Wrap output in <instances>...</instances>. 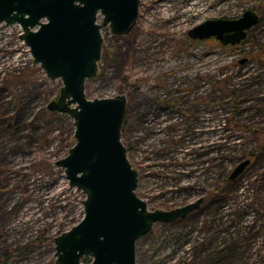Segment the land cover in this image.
Returning <instances> with one entry per match:
<instances>
[{"label": "rangeland", "instance_id": "1", "mask_svg": "<svg viewBox=\"0 0 264 264\" xmlns=\"http://www.w3.org/2000/svg\"><path fill=\"white\" fill-rule=\"evenodd\" d=\"M249 9L260 21L239 44L188 34ZM21 33L18 23L0 24V87L19 69L33 75L27 89L14 84L0 98V264H56L55 237L82 220L86 195L57 165L76 143L74 119L39 114L63 82L34 63ZM102 35L86 95H126L121 136L138 196L152 211L204 199L186 218L155 223L137 241L136 263L264 264V0H141L130 33L104 26ZM20 93L31 100L25 112L7 103ZM19 111L26 128L11 137L2 117Z\"/></svg>", "mask_w": 264, "mask_h": 264}, {"label": "water", "instance_id": "2", "mask_svg": "<svg viewBox=\"0 0 264 264\" xmlns=\"http://www.w3.org/2000/svg\"><path fill=\"white\" fill-rule=\"evenodd\" d=\"M141 0H0V24L18 23L35 64L48 78H60V96L49 111L74 119L76 143L57 161L69 184L86 195L84 217L55 237L56 264H137V241L157 222L186 218L203 198L171 210H150L137 194L138 172L127 154L121 130L126 95L89 99L86 82L94 78L102 58V28L126 35L135 27ZM102 16V23L99 17ZM260 21L252 9L239 18L208 19L188 31L194 39L216 37L236 45ZM241 161L229 179L250 165Z\"/></svg>", "mask_w": 264, "mask_h": 264}, {"label": "trees", "instance_id": "3", "mask_svg": "<svg viewBox=\"0 0 264 264\" xmlns=\"http://www.w3.org/2000/svg\"><path fill=\"white\" fill-rule=\"evenodd\" d=\"M33 65H35L33 62H32ZM40 68V67H39ZM32 70V69H30ZM30 70H26L24 68L22 69H19L18 70V73L17 74H9L10 75V79H7L6 81V85L4 87H0V98H2L4 96L3 94V91H6L5 88L7 87H10V86H13L14 84H18V85H21L22 87L21 88H28V81L31 77H33V75L30 74ZM46 99V98H45ZM2 99H0L1 101ZM4 101V100H3ZM31 100L28 99L27 96H25L23 93H20L18 95H15V97H13L11 100H9L7 103L8 105H11V103H17V108H19L20 110L22 111H27L28 109H30L32 107V104L30 102ZM48 103V100L46 99L45 100V104L41 105L40 106V109H39V114L41 113H47V105ZM2 104V103H1ZM17 110V109H16ZM53 114H57L59 116H62L63 118H66L65 116H67L68 114L67 113H60V112H57V111H53L52 112ZM5 116V114H4ZM21 114H20V111L17 113H12V114H7L6 117H5V120L4 118L2 117V122H1V127H4L6 130V133L9 134L11 137H14L15 136V131H19L21 132L24 128H26V120H22L21 119ZM38 128H32L31 131H30V134H29V137L30 138H35L37 137V130ZM232 181V180H230ZM83 260L85 262H90V258L89 257H85L83 258Z\"/></svg>", "mask_w": 264, "mask_h": 264}, {"label": "flooded vegetation", "instance_id": "4", "mask_svg": "<svg viewBox=\"0 0 264 264\" xmlns=\"http://www.w3.org/2000/svg\"><path fill=\"white\" fill-rule=\"evenodd\" d=\"M214 38H216V37H214ZM217 39V38H216ZM220 41V40H219ZM83 260V259H82ZM84 261V260H83ZM85 262V261H84ZM91 262V261H90ZM90 262H85V263H87V264H89Z\"/></svg>", "mask_w": 264, "mask_h": 264}]
</instances>
